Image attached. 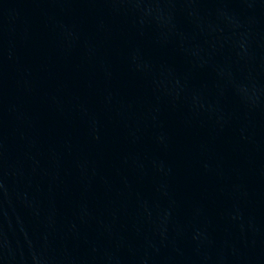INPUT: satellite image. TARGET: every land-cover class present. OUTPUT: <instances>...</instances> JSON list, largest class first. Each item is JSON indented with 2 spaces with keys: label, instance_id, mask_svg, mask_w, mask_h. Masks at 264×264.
Instances as JSON below:
<instances>
[{
  "label": "water",
  "instance_id": "obj_1",
  "mask_svg": "<svg viewBox=\"0 0 264 264\" xmlns=\"http://www.w3.org/2000/svg\"><path fill=\"white\" fill-rule=\"evenodd\" d=\"M0 264H264V0H0Z\"/></svg>",
  "mask_w": 264,
  "mask_h": 264
}]
</instances>
